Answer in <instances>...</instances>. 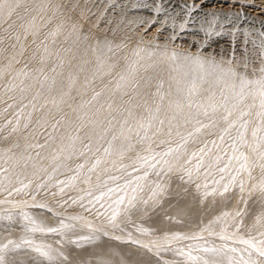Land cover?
Instances as JSON below:
<instances>
[{
    "label": "snow or ice",
    "instance_id": "obj_1",
    "mask_svg": "<svg viewBox=\"0 0 264 264\" xmlns=\"http://www.w3.org/2000/svg\"><path fill=\"white\" fill-rule=\"evenodd\" d=\"M47 7L29 5L22 0H0V25H4L0 29V55L7 53L8 61L0 67V78L9 74L5 94L17 90L19 93V99L8 97L12 103L7 104L4 111L18 107L15 122L8 120L5 126L12 125L11 132H16L23 118L24 129L31 126L34 137L41 134V130L45 136L42 143L26 141L20 152L13 151L21 148L18 142L0 152V162L7 165L0 168V189L8 196L13 192H27L33 199L40 191L52 187L61 195L66 189H72L76 195L68 199L73 204L79 203L85 211L95 209L97 216L107 218L113 230L124 231L120 217L123 215L126 221H131L138 206L145 211L161 203L174 178L202 190L203 197L218 192L223 195L238 188L245 208L221 212L198 232L165 233L143 247L155 250L157 255L169 251L177 257L163 264H264V63L249 71L247 59L242 65H233L234 54L226 61L217 60L199 51L195 54L176 49L169 51L167 45L161 48L157 44L154 50L137 46L131 57H124V67L115 72L117 53L126 45L97 39L92 48L96 54L95 68L78 91L82 99L72 105L66 98L71 97L76 74L69 71L66 83L57 79L63 75L57 72L64 65L60 53L70 49L62 47L53 52L47 43L48 38L53 37L52 44H55L61 25L40 41V63L55 55L56 62L49 69L55 75L50 77L42 67L30 69L27 62L19 69L14 67L21 63L20 58H25L24 41L31 35L35 44L41 29L51 22L52 17H48L43 23H36L38 16L44 19L40 14L45 13ZM55 7L59 9V5ZM162 10L159 5L155 8L156 12ZM148 23L151 26L155 21ZM180 27L183 31L185 26ZM260 35L264 37V32ZM69 36H74L76 44L89 40L76 24L72 25ZM260 48L264 57V40ZM156 55L161 62H170L171 72L166 89L165 81L157 79L155 90L149 92L145 89L153 77L144 78L141 83L138 74L141 68L154 66L144 62ZM36 57L37 52H33L25 59L31 61ZM105 77H110L107 83ZM17 79L19 85L15 83ZM25 80L40 83V89L30 99L28 93L32 85L25 84ZM54 90L57 95L51 96ZM89 92L91 95L84 98ZM40 98L43 102L37 108ZM65 104L71 114L64 111L62 105ZM29 107L32 111L25 112ZM34 112L40 113L35 122ZM257 169L258 179L254 175ZM210 182L215 185L211 190ZM246 192L249 198L258 192L261 206L250 225L244 222L248 205V199L244 198ZM50 194L56 195V192ZM0 204L12 205L4 210L9 220L13 218V210L18 211L26 222L24 232L27 234L19 241L0 242V264H21L9 259L21 248L36 253L40 264H62L68 259L60 249L35 240V233L66 235L78 226L90 230V235L76 237L73 243L94 242L101 235H109L108 231L94 228L91 223L78 225L76 222L85 219L82 216L69 217L67 221L61 218L57 227H46L24 211L20 202L5 199L0 200ZM23 204L27 206L26 201ZM137 231L148 233L150 230L137 228ZM205 232L209 237H218L222 243L206 239ZM127 239L141 243L134 240L130 232Z\"/></svg>",
    "mask_w": 264,
    "mask_h": 264
},
{
    "label": "bare ground",
    "instance_id": "obj_2",
    "mask_svg": "<svg viewBox=\"0 0 264 264\" xmlns=\"http://www.w3.org/2000/svg\"><path fill=\"white\" fill-rule=\"evenodd\" d=\"M248 1L255 4L258 3L256 0ZM22 2L29 5L48 6L47 11L40 14L44 19L41 20L40 16L37 17V25L46 21L48 17H52V19L51 22L48 23L47 28L41 29L38 37H36L35 44L32 43L33 37L31 35L26 41H24L27 46L25 58L30 57L33 52H37L36 59L28 61L25 58H20L21 63L15 64L14 67L19 69L27 62L30 69H38L42 67L50 77L55 75L49 71L56 62L57 58L55 55L49 57L44 64L40 63L39 56L42 52L40 41L44 39L49 31L55 29L57 25H61L58 35L54 38L55 44H52L53 37H49L47 43L53 52L62 47L70 49L67 52L60 53V56L64 60V65L62 68H58L57 72L62 73L63 75L58 76L57 79H62L66 83L69 71L76 74V85L72 90L71 97L66 98L67 103L72 105H77L82 99V97L78 95V91L81 89L85 78L90 77L95 68L96 54L93 52L92 48L97 39L108 40L110 38L114 40L113 45H126V47H122L117 53L116 58L118 59V66L115 69V72H119L125 65L124 57H131L133 49L137 46L147 49L150 45L152 36L157 34L156 32L158 31V26L154 27L152 24L149 26L148 23V26L145 24L144 27H140V24H137L139 27L135 26V28L133 26L135 29L131 34L121 35L120 37H110L107 35L106 26L104 25L105 22L103 24V21H101L103 10L89 13L91 9L89 3H91V0H22ZM56 5H59V9H56ZM191 5L193 6V4ZM21 11H23V9H21ZM13 19H15V17H13ZM73 24H76L77 29L80 30L81 34H87L89 40H81L79 44L74 43V36H69ZM2 27H4V25H0V29H2ZM146 30L148 32L145 34L144 32ZM128 33H130V31ZM151 43H153V41ZM167 46L169 51L172 49H180L181 51L187 50L178 47L177 45H173V42L169 43ZM6 57L7 53L0 55V67H3L8 63ZM159 58L152 57L144 63L146 65H154L153 62H156L155 60ZM160 59L157 63L162 64L161 67L148 66L141 68L139 71L138 75L141 78V83H143L144 80L141 76L142 73L148 72L147 77H153L151 84L145 89V91H154L157 79H163L165 81V89L167 88L168 77L165 76L167 74L170 75V63L166 60L162 63L160 62ZM81 68H83V71H80ZM115 72L113 75H115ZM159 76H162V78ZM9 79L10 77L8 73H5L3 78H0V127H3V131H0V150L3 146H5V149L10 148L14 143L18 142L21 145V148H14L13 151L20 152L26 141L30 143L39 141L42 143L45 136L42 134L43 130H41V134L34 137L32 135L33 129L31 126L28 129H24L23 118H21V125L16 132H11L12 125L5 126L8 120H12L13 123L15 122L16 107H18L17 105L16 107L9 108L8 111L5 112L4 109L7 104L12 103L8 97L16 96V98L19 99L18 90L16 92H8L5 94L4 86L8 83ZM109 79L110 77H105V83H107ZM15 83L19 85V79H17ZM25 84L32 85L31 92L28 93V98L30 99L31 96L40 89V83H34L32 80H25ZM99 84L100 81L97 80L96 86L99 87ZM56 95L57 93L54 90L51 96ZM90 95L91 93L89 92L88 96L84 98H88ZM51 96L48 97L49 101L51 100ZM26 102L27 101H25V103ZM42 102L43 98H40L37 102V108H39V105ZM48 107H51V103L48 104ZM62 107L65 112L71 114V109L67 107V104L62 105ZM28 111H32V109L30 107L25 109V112ZM39 115V112L33 113V122H35ZM5 137H7V139H5ZM5 143L8 144L5 145ZM74 163L75 161L73 164ZM6 167L7 165L0 162V168ZM59 178L64 179L63 176H60ZM15 186L19 187V184L16 183ZM212 187H215V185H212L210 182L209 190H211ZM51 192H56V197H52V199L49 200H43L41 197H38L37 194L35 195V199H33L28 193L27 196L7 197V199L20 202V207L23 208L24 211L29 213L30 216L34 217L46 227H57L61 218L67 221V218L69 217L82 216L85 219L76 222L78 225L91 223L94 228L109 232L108 236L101 235L100 239L94 242L81 240L76 243L72 242L76 237L88 236L91 234L88 228L78 226L74 231L68 232L66 235L62 233H35V240H43L45 243L52 245L53 248H58L66 254L68 259L63 261L62 264H163L165 260L172 261L177 259V257L169 251H162L157 255L155 250H149L148 248L143 247V244H150L152 241L162 238L165 233L183 232L191 234L198 232L204 224H207L208 221L220 215L221 212L225 210L235 211L237 209L245 208L244 203L241 201V194L238 188L230 189L223 195L218 192L215 195L203 197L202 190L198 191L193 185L185 184L179 179L174 178L171 181L167 193L162 197L161 203L155 206H150L145 211L139 210L138 206V209L134 210L131 215V221H126V218L122 215L120 217V222L124 224L125 230L120 231L113 230L108 224L107 219H98L95 216H90L80 208L73 209L67 203H63L64 200H68L69 203L70 200L68 198L73 196L68 189L65 190L63 195L59 193L58 189H55V191L52 190ZM24 193L26 192H19L16 194L21 195ZM255 194L256 197H253ZM6 195V193L0 194V200H5L2 197ZM244 198L248 199L247 215L244 217V222L246 225H250L253 222L254 216L261 210L259 193L255 192L249 198L248 193L246 192ZM52 200H56V202L53 203ZM25 201L27 202L26 207L23 204ZM40 204L46 205V207H39L38 205ZM11 207L12 205L9 204H0V242H5L8 239H16L19 241L22 236L27 235L24 232L26 222L22 219L17 210H13V218L11 220L7 219L5 216L4 210ZM32 208L34 210H31ZM216 211L218 212L216 213ZM137 228L148 229L150 231L144 233L137 231ZM216 230L219 231V227H217ZM129 232L132 234L134 240H139L141 243L136 244L129 241L127 239ZM117 236L120 237V239H115ZM204 236L206 239L217 244L222 243L218 237H209L206 232L204 233ZM9 259L18 260L21 264H40V258L37 254L27 248L17 250L9 256Z\"/></svg>",
    "mask_w": 264,
    "mask_h": 264
},
{
    "label": "rangeland",
    "instance_id": "obj_3",
    "mask_svg": "<svg viewBox=\"0 0 264 264\" xmlns=\"http://www.w3.org/2000/svg\"><path fill=\"white\" fill-rule=\"evenodd\" d=\"M256 1H258L257 4L248 0H91L89 13L103 10L102 18H104L103 20L101 18V21L103 24L105 22L107 35L110 37L131 34L136 27H144L145 24L148 26V22L155 21L152 25L158 26V31L157 34H154L159 37L152 36L151 42L153 41V43L150 42L148 48L154 50L157 44L163 48L164 45L173 42V45L187 49L185 51H190L193 54L199 51L202 55L214 56L217 60L224 59L226 61L234 54L233 65L235 66L237 63L242 65L247 59L249 71H251L252 68L258 69L264 63L260 48L261 41L264 40V37L260 35L261 32H264V0ZM157 5L163 9L161 12L155 11ZM189 9L192 10L189 11ZM182 24L185 26L183 31L180 27ZM133 26L136 27L133 28ZM129 31L130 33H128ZM208 31L211 32V35H206ZM147 32L146 30L144 33ZM216 33L221 34L216 35ZM173 36L176 37L175 40L171 39ZM108 41L114 44L113 39L109 38ZM153 58H159V55ZM159 59L153 62L154 66L158 68L162 65L157 63ZM147 75L148 72L141 74L142 78H146ZM159 77L162 78V76ZM165 77H169V75L167 74ZM4 149L5 146L1 148L0 152ZM128 162L126 159L125 163ZM254 175L257 179L259 178L258 169ZM93 181H95V175ZM80 187H84V185ZM55 189L52 187L45 192L42 190L37 196L43 200L52 199L56 195L52 196L50 192ZM68 190L71 195H76L74 190ZM3 193L7 194L2 197L4 199L27 196V192L21 195L13 192L11 196H8L6 191L0 189V194ZM253 197H256V194ZM52 201L56 202V200ZM67 204L73 209L80 208L85 211L79 203L73 204L70 200ZM96 208H99V205ZM85 212L101 220L107 219L105 216H97L95 209Z\"/></svg>",
    "mask_w": 264,
    "mask_h": 264
}]
</instances>
